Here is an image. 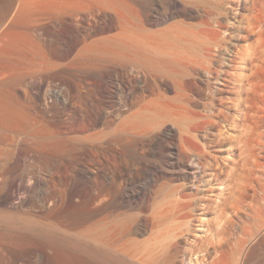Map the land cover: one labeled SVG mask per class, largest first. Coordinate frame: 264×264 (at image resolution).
I'll return each instance as SVG.
<instances>
[{
	"label": "rangeland",
	"instance_id": "rangeland-1",
	"mask_svg": "<svg viewBox=\"0 0 264 264\" xmlns=\"http://www.w3.org/2000/svg\"><path fill=\"white\" fill-rule=\"evenodd\" d=\"M108 1L113 0H0V108L4 106L13 111L15 108L14 112L19 108L24 117L27 115L25 123L30 118V129L37 133L32 136L28 135L31 130L26 134L18 128H0V146L6 151L0 161L8 166L0 172V264H110L105 258L110 253L107 241L103 239L105 242L99 243L94 236L102 230V237L107 238L104 231L107 228L121 232L120 238L111 244L113 256L119 261L115 264H226V257L215 261L216 255L206 256L204 249H210L208 235L230 215L229 196L237 188L233 185L235 181L219 185L215 181L200 180L191 188L192 178L167 183L163 177L155 180L148 170L150 166L161 164L162 153L170 140L165 131L171 121L167 120L161 127L152 128L145 137L138 138L137 150L145 159L130 166L129 172L126 158L113 155L106 148L100 150L104 147L97 148L94 153L53 148L57 136L93 132L102 127L104 118H111L113 122L106 120L115 124L128 113L125 109L122 114L116 111L113 69L117 66L111 65L99 73L78 72L74 67L76 50L84 43L98 39H105L110 45L141 41L143 32L132 18L140 16L142 0H124L132 7L130 10H134L131 13L128 10L133 17L126 13L134 22H128L124 14L119 17L118 14L125 12L120 8L123 0H114L120 2L121 13L114 1L112 8H116L112 11ZM170 22H163L164 26L160 23L145 27L152 32ZM133 76L127 72L120 77L123 80L117 77L127 98L138 89ZM191 94L197 96L194 92ZM82 103L84 109L80 106ZM191 108L201 109L198 103ZM137 116L128 117V121L135 118L132 121L139 122ZM82 117L88 120L83 122ZM128 121L126 123L130 124ZM213 132L215 129L210 124L201 125L194 130L195 141L203 145ZM161 137L165 139L160 143ZM201 148L202 154L195 150L199 165H195L193 175H197L209 160L203 156L206 151L224 163L238 153L227 150L226 145ZM184 150L188 148L184 146ZM258 154L261 155L259 160L264 161V152L259 150ZM254 169L251 177L256 185L260 182V172L258 166ZM179 184L182 187L178 188ZM232 185L234 188L230 190ZM107 188L112 192L106 193ZM129 192H134L133 197L127 196ZM179 192L196 193L197 197L210 195L215 199L214 208L211 206L202 213L199 202L183 212H176L173 207ZM101 195L104 200L99 204L90 207L86 204L85 198L95 199ZM144 215H149L150 224L143 222ZM245 215L243 211L241 216ZM21 219L34 222L35 227L48 225L49 231L53 230L51 232L58 237L78 238L98 247L105 259L88 257L73 248L47 246L41 232L39 235L37 231L13 227L15 223L22 224ZM198 219L203 220L202 223ZM253 255L251 262L264 255V250L258 249Z\"/></svg>",
	"mask_w": 264,
	"mask_h": 264
},
{
	"label": "bare ground",
	"instance_id": "bare-ground-1",
	"mask_svg": "<svg viewBox=\"0 0 264 264\" xmlns=\"http://www.w3.org/2000/svg\"><path fill=\"white\" fill-rule=\"evenodd\" d=\"M112 2L108 1V4L111 3L112 11L121 4L120 8L125 9L124 13L122 11V14H118L119 17L122 18L124 14L128 22L136 20L134 24L143 32L141 41L136 40L135 43L139 44H135L130 40L128 43H117V46L108 44L109 41L105 39L84 43L76 50L74 67L78 72L88 70L97 73L111 65L117 66L118 69H113L117 95L116 111L122 114L125 109L128 115L117 122L114 121L115 124L107 121L111 118H104L101 122L102 127L93 132L72 134V137L67 134L61 138L57 136L55 146L52 144L53 148L60 151L83 149L82 151L90 153L104 147L100 150L106 148L114 153L113 155L125 157L129 172L130 166L140 164L145 159V156L141 155L143 153L137 150L138 138L145 137L151 133L152 128L161 127L167 120L171 121L165 131L170 140L167 141L166 149L162 153L161 164L154 163L155 165L148 167L153 178L158 180L163 177L167 183L176 180L190 181L192 178L191 188L200 180L206 183L215 181L219 185L228 180L235 181L233 185L236 184L237 188L232 191V196H229L230 215L216 226L215 232L208 235L207 245H210L211 250L206 247L205 255L215 254V261L226 257V264H264V255L251 262L255 251L264 250V161L259 160L261 155L258 154L259 150L264 152V0H142L141 4L136 1L140 4L141 14L140 16L132 14L134 18L130 15L132 7L128 6V2L124 0L121 4L118 1L113 2L116 4L115 8H112ZM116 12L121 13V10ZM131 18L134 21L130 20ZM167 20L171 22L164 28L158 26L159 29L156 28L152 32H150L152 29H147V25L160 24ZM143 37L145 38L142 40ZM127 65L129 69H125ZM127 72L134 75L136 78L134 85H138V89H134L137 91L133 94L131 92L129 95H132L128 98L117 81ZM192 92L197 96L193 97ZM195 103L200 105V110L191 108ZM82 105L83 103L80 106ZM17 110L18 112H14L12 109H5L4 106L0 108V128L10 130L18 128V131L27 134L31 130L28 121L30 118L27 119L29 124L25 123L27 115L24 117L19 108ZM136 115L139 122L134 123L132 120L135 118L128 121V117ZM87 118L82 117V121L86 122ZM126 120L130 124H127ZM207 124H210L215 132L211 133L212 136L207 138L203 145H199L195 141L194 130ZM30 132L28 135L34 136L35 132L32 130ZM46 138L48 140V137ZM163 138L161 137L160 143L164 141ZM223 145H226L229 151H238L235 154L238 157L234 156L228 163H224L206 151L203 156L206 155L209 160L200 168L197 175H193L195 165H199L195 159V150L202 154L201 147ZM184 146L188 151L184 150ZM4 153L5 149L0 146V156ZM255 166L259 167L260 172V182L256 185L253 184L254 180L251 177L255 172ZM6 167L8 166L0 161V172ZM236 174L239 177L236 178ZM233 185L230 190H233ZM179 187H182V184H179ZM109 192L112 190L107 188L106 193ZM133 193L129 192L127 196L133 197ZM101 196L93 197L95 199L87 197L85 202L89 207L91 204H99L104 200L103 195ZM214 201L210 195L197 197L196 193L194 195L179 192L173 208L176 212H183L200 202L198 206L202 213H206L211 206L214 208ZM243 211L245 216H241ZM142 219L146 225L151 223L149 215H144ZM198 220L201 223L203 221ZM21 223H15L13 227L41 232L47 246L73 248L100 261L104 256L98 252V247L78 238L69 239L65 238L66 236L58 237L55 233L54 235L51 232L53 230L49 231L47 228L48 225L46 227L44 224L41 228L33 226L34 222L28 220ZM39 225L41 226V223ZM104 231L107 238L102 237L101 230L95 233V240L99 243H102L103 239L107 241L110 253L104 257L110 264L118 263L113 256L111 244L114 239L120 238L121 232L110 228Z\"/></svg>",
	"mask_w": 264,
	"mask_h": 264
}]
</instances>
